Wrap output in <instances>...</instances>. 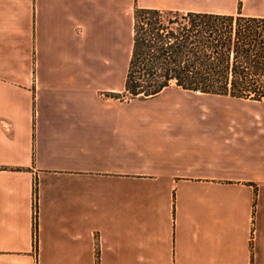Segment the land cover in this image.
<instances>
[{
	"label": "crops",
	"instance_id": "crops-1",
	"mask_svg": "<svg viewBox=\"0 0 264 264\" xmlns=\"http://www.w3.org/2000/svg\"><path fill=\"white\" fill-rule=\"evenodd\" d=\"M136 7L264 19V0H0V264H264V102L113 99Z\"/></svg>",
	"mask_w": 264,
	"mask_h": 264
},
{
	"label": "trees",
	"instance_id": "trees-1",
	"mask_svg": "<svg viewBox=\"0 0 264 264\" xmlns=\"http://www.w3.org/2000/svg\"><path fill=\"white\" fill-rule=\"evenodd\" d=\"M126 90L147 101L168 89L264 102V19L134 10Z\"/></svg>",
	"mask_w": 264,
	"mask_h": 264
},
{
	"label": "rangeland",
	"instance_id": "rangeland-1",
	"mask_svg": "<svg viewBox=\"0 0 264 264\" xmlns=\"http://www.w3.org/2000/svg\"><path fill=\"white\" fill-rule=\"evenodd\" d=\"M130 33H131V23H130ZM171 89L172 90L167 92V97H172L171 95H195L193 93L182 92L181 90L176 88H171Z\"/></svg>",
	"mask_w": 264,
	"mask_h": 264
},
{
	"label": "built area",
	"instance_id": "built-area-1",
	"mask_svg": "<svg viewBox=\"0 0 264 264\" xmlns=\"http://www.w3.org/2000/svg\"><path fill=\"white\" fill-rule=\"evenodd\" d=\"M37 216H38V211H37V200H36V207H35V235L37 239Z\"/></svg>",
	"mask_w": 264,
	"mask_h": 264
},
{
	"label": "bare ground",
	"instance_id": "bare-ground-1",
	"mask_svg": "<svg viewBox=\"0 0 264 264\" xmlns=\"http://www.w3.org/2000/svg\"><path fill=\"white\" fill-rule=\"evenodd\" d=\"M197 94H199V95H200V93H197Z\"/></svg>",
	"mask_w": 264,
	"mask_h": 264
}]
</instances>
